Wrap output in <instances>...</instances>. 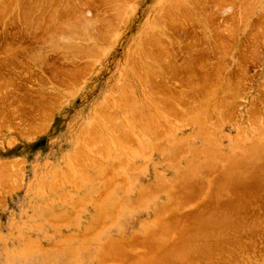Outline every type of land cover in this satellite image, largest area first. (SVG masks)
Returning <instances> with one entry per match:
<instances>
[{
    "label": "rangeland",
    "instance_id": "374dc122",
    "mask_svg": "<svg viewBox=\"0 0 264 264\" xmlns=\"http://www.w3.org/2000/svg\"><path fill=\"white\" fill-rule=\"evenodd\" d=\"M0 96V264H264V0H0Z\"/></svg>",
    "mask_w": 264,
    "mask_h": 264
},
{
    "label": "bare ground",
    "instance_id": "6f19581e",
    "mask_svg": "<svg viewBox=\"0 0 264 264\" xmlns=\"http://www.w3.org/2000/svg\"><path fill=\"white\" fill-rule=\"evenodd\" d=\"M15 1H16V0H15ZM51 1H52V0H51ZM53 1H54V0H53ZM90 1H91V0H90ZM94 1H95V0H94ZM115 1H116V0H115ZM34 2H35V1H34ZM85 2H86V1H85ZM32 3H33V2H32ZM32 3H31V4H32ZM96 3H97V2H96ZM220 3H221V2H220ZM255 3H256V2H255ZM9 4H10V3H9ZM29 4H30V3H29ZM35 4H37V2H36ZM38 4H39V3H38ZM59 4H60V3H59ZM173 4H174V3H173ZM184 4H185V3H184ZM184 4H183V5H184ZM41 5H42V4H41ZM118 5L120 6V4H118ZM121 5H122V4H121ZM181 5H182V4H181ZM205 5H206V4H205ZM213 5H214V4H213ZM252 5H253V4H252ZM11 6H12V5H11ZM26 6H27V5H26ZM43 6H44V5H43ZM93 6H94V5H93ZM179 6H180V4H179ZM248 6H249V5H248ZM255 6H256V5H255ZM29 7H30V6H29ZM29 7H28V8H29ZM33 7H35V6L33 5ZM175 7H176V6H175ZM175 7H174V8H175ZM209 7H210V6H209ZM31 8H32V7H31ZM45 8H46V7H45ZM181 8H182V7H181ZM242 8H243V7H242ZM253 8H254V7H253ZM10 9H11V8H10ZM24 9H25V8H24ZM34 9H35V8H34ZM36 9H37V8H36ZM66 9H67V8H65V10H66ZM88 9H89V8H88ZM120 9H121V8H120ZM43 10H44V8H43ZM170 10H171V9H170ZM178 10H179V9H178ZM11 11H12V10H11ZM21 11H22V10H21ZM29 11H31V9H30ZM33 11H34V10H33ZM72 11H74V10H72ZM163 11H164V10H163ZM27 12H28V11H27ZM27 12H26V13H27ZM55 12H56V11H55ZM177 12H178V11H177ZM206 12H207V11H206ZM242 12H243V11H242ZM42 13H43V12H42ZM48 13H49V11H48ZM72 13H73V12H72ZM120 13H121V12H120ZM173 13L175 14V12H173ZM185 14H186V13H185ZM245 14H246V13H245ZM43 15H44V14H43ZM55 15H56V14L54 13V15H52V17H54ZM58 15H59V14H58ZM113 15H114V14H113ZM27 16H28V15H27ZM171 16L174 17L173 15H171ZM39 17H40V16H39ZM43 17H44V16H43ZM50 17H51V16H50ZM52 17H51V18H52ZM59 17H60V16H59ZM68 17H69V16H68ZM51 18H49V19H51ZM54 18H55V20L57 19L56 17H54ZM66 18H67V17H66ZM77 18H78V17H77ZM77 18H76V19H77ZM115 18H116V17H115ZM163 18H164V17H163ZM33 19H34V18H33ZM41 19H42V22H43V18H41ZM44 19H45V18H44ZM61 19H63V18H61ZM68 19H69V18H68ZM68 19H67V22H65V20H64V22H65V23H68V22L70 23L71 21L68 20ZM93 19H94V18H93ZM98 19H99V18H98ZM30 20H31V19H30ZM51 20H53V19H51ZM55 20H54V21H55ZM162 20H163V19H162ZM24 21L26 22V20H24ZM27 21H28V20H27ZM36 21H37V19H36ZM47 21H48V20H47ZM56 21H57V20H56ZM60 21H62V20H60ZM78 21H80V22L82 23V20H80V17H79V20L77 19V21H75V22L77 23ZM157 21H158V20H157ZM166 21H167V20H166ZM174 21H175V20H174ZM186 21H187V20H186ZM28 22H30L31 24H33L32 21H28ZM38 22L40 23L41 21H39V19H38ZM42 22H41V23H42ZM49 22H50V21H49ZM51 22H52V21H51ZM72 22H73V21H72ZM80 22H79V24L77 23V24L79 25V26H78L79 28H80V24H81ZM163 22H164V21H163ZM58 23H59V21L57 22V24H58ZM65 23H63V24H64V27H65L64 30L67 31V34H68V35H69V34H73L72 31H73V30L76 31V29L74 28L75 25L73 26L74 22H73V24L70 23V24L72 25V27L69 26L70 24H67V25H66ZM86 23H87V25L89 24L88 22L85 21V24H86ZM175 23H177V22H175ZM47 24L50 26V23L47 22L45 25L48 26ZM52 24H54V23H52ZM77 24H76V25H77ZM163 24H164V23H163ZM165 24H166V22H165ZM188 24H189V23H188ZM55 25H56V24H55ZM58 25H59V24H58ZM65 25H66V26H65ZM107 25H108V24H107ZM166 25H167V24H166ZM173 25H174V24H173ZM176 25H177V24H176ZM178 25H179V24H178ZM31 26H32V25H31ZM35 26H37V25L35 24ZM35 26H34V27H35ZM68 26H69L70 28H67ZM53 27H54V30H55L58 26H57V27L53 26ZM62 27H63V25H62ZM75 27H76V26H75ZM82 27H83V26H82ZM86 27H88V26H86ZM86 27H85V28H86ZM181 27H182V26H181ZM217 27H218V26H217ZM229 27H230V26H229ZM36 28H37V27H36ZM36 28H35V29H36ZM45 28H46V27H45ZM45 28H44V29H45ZM47 28H48V27H47ZM47 28H46V30H47ZM51 28H52V27H51ZM66 28H67V29H66ZM73 28H74V29H73ZM76 28H77V27H76ZM108 28H109V27H108ZM57 29H58V28H57ZM61 29H63V28H61ZM70 29H71V30H70ZM72 29H73V30H72ZM163 29H164V28H163ZM166 29H167V28H166ZM222 29H223V28H222ZM230 29H231V27H230ZM64 30H62V31L64 32ZM69 30H70V32H72V33H70V32L68 33ZM78 30H79V29H78ZM85 30H86V29H85ZM184 30H185V29H184ZM184 30H183V31H184ZM62 31H60V33H62ZM32 32H33V31H32ZM56 32H58V31L56 30L55 33H56ZM82 32H84V31H82ZM105 32H106V30H105ZM50 33H51V32H50ZM52 33H54V31H53ZM52 33H51V34H52ZM60 33H59V34H60ZM59 34H58V35H59ZM62 34H63V33H62ZM82 34H83V33H82ZM218 34H219V33H218ZM54 35H56V34H54ZM79 35H80V33H79ZM91 35H92V34H91ZM152 35H153V34H152ZM44 36H45V35H44ZM49 36H50V35H49ZM59 36H60V35H59ZM59 36H58V37H59ZM65 36H66V34H65ZM153 36H154V35H153ZM55 37H56V36H55ZM69 37H71V36H69ZM75 37H76V36H75ZM78 37H79V36H78ZM83 37H84V36H83ZM155 37H156V36H154V38H155ZM51 38H52V37H51ZM65 38H66V39H69V38H67V37H65ZM65 38H64V39H65ZM72 38H73V36H72ZM85 38H86V37H85ZM152 38H153V37H152ZM53 39H54V38H52V39H50V40H53ZM81 39H82V38H81ZM148 39H150V38H148ZM76 40H77V39H76ZM155 40H156V39H155ZM85 41H86V40H85ZM151 41H153V40H151ZM47 43H48V42H47ZM54 43H55V42H54ZM149 43H150V42H149ZM220 43H221V42H220ZM56 44H57V42H56ZM59 44H60V43H59ZM145 45H146V44H145ZM160 45H161V44H160ZM221 45H222V44H221ZM7 46H8V45H7ZM148 46H150V45L147 44V48L149 49ZM162 46H163V45H162ZM12 47H13V46H12ZM50 47H51V46H50ZM67 47H68V46H67ZM150 47H151V46H150ZM153 47H154V46H153ZM87 48H88V47H87ZM87 48H86V49H87ZM96 48H97V47H96ZM58 49H59V47H58ZM148 49H147V50H148ZM151 49H152V47H151ZM151 49H150V50H151ZM153 49H154V48H153ZM13 50H14V49H13ZM13 50H11V51H13ZM17 50H18V49H17ZM20 50H21V49H20ZM23 50H24V48H23ZM81 50H82V49H81ZM200 50H201V49H200ZM77 51H78V50H77ZM86 51H87V50H86ZM93 51H94V50H93ZM100 51H101V50H100ZM100 51H98V52L100 53ZM157 51H158V50H157ZM157 51H156V52H157ZM237 51H238V50H237ZM79 52H80V51H79ZM89 52H90V51H89ZM89 52H88V53H89ZM209 52H210V51H209ZM8 53H9V52H8ZM8 53H6V54H8ZM41 53H42V52H41ZM76 53H77V52H76ZM84 53H85V52H84ZM90 53H91V52H90ZM198 53H199V52H198ZM204 53H205V52H204ZM9 54H11V53H9ZM9 54H8V55H9ZM17 54H19V53L17 52ZM31 54H32V53H31ZM46 54H47V53H46ZM72 54H73V53H72ZM72 54H71V55H72ZM201 54H202V53H201ZM8 55H7V56H8ZM14 55H15V54H14ZM14 55H13V56H14ZM28 55H29V54H28ZM33 55H34V54H32V56H33ZM39 55H40V54H39ZM65 55H66V54H65ZM87 55H88V54H87ZM89 55H90V54H89ZM98 55H99V54H98ZM150 55H151V54H150ZM150 55H146V56H148L147 59H149ZM158 55H159V54H158ZM191 55H192V54H191ZM199 55H200V54H199ZM9 56H10V55H9ZM29 56H30V55H29ZM40 56H41V55H40ZM46 56H47V55H46ZM72 56H74V55H72ZM85 56H86V54H85ZM90 56H91V55H90ZM146 56H145V57H146ZM204 56H205V55H204ZM5 57H6V56H5ZM10 57H11V56H10ZM67 57H68V56H67ZM151 57H152V56H151ZM151 57H150V59H151ZM195 57H196V56H195ZM200 57H201V56H200ZM13 58H14V57H13ZM31 58H32V57H31ZM42 58H43V57H42ZM75 58H76V57H75ZM14 59H15V58H14ZM198 59H199V58H198ZM151 60H152V59H151ZM160 60H162V58H160ZM189 60H191V59H189ZM199 60H200V59H199ZM4 61H5V60H4ZM154 61H156V60H154ZM158 61H159V60H158ZM163 61H164V60H163ZM12 62H13V61H12ZM145 62H146V61H145ZM147 62H148V61H147ZM156 62H157V61H156ZM161 62H162V61H161ZM202 62H203V61H202ZM138 63H139V62H138ZM151 63H152V62H151ZM3 64H4V63H3ZM40 64H41V63H40ZM152 64H154V63H152ZM156 64H158V63H156ZM193 64H194V63H193ZM144 65H145V64H144ZM144 65H143V66H144ZM148 66H149V65H148ZM148 66H146L145 68H147ZM175 66H176V65H175ZM194 66H195V65H194ZM196 66H197V65H196ZM183 67H184V66H183ZM141 68H142V66H141ZM145 68L143 67V69H145ZM152 68H153V67H152ZM172 68H173V67H172ZM175 68H176V67H175ZM181 68H182V67H181ZM201 68H202V67H201ZM55 69H56V68H55ZM147 69H148V68H147ZM147 69H146V70H147ZM149 69H150V67H149ZM149 69H148V70H149ZM51 70H52V69H51ZM64 70H67V69H64ZM64 70H63V71H64ZM151 70H153V69H151ZM151 70H150V71H151ZM155 70H156V69H155ZM180 70H181V69H180ZM195 70H196V69H195ZM172 71H173V70H172ZM172 71H171V72H172ZM182 71H183V70H182ZM192 71H193V70H192ZM66 72H68V71H66ZM143 72H144V71H143ZM54 73H55V72H54ZM56 73L58 74V72H56ZM153 73H154V71H153ZM175 73H176V72H175ZM179 73H180V72H179ZM186 73H187V72H186ZM189 73H190V72H189ZM215 73H216V72H215ZM192 74H193V73H192ZM179 75H180V74H179ZM179 75H178V76H179ZM189 75H190V74H189ZM219 75H220V74H219ZM152 76H153V75H151V77H152ZM204 76H205V75H204ZM220 76H221V75H220ZM205 77H206V76H205ZM155 79H156V78H155ZM5 80H6V79H5ZM164 80H165V79H164ZM221 80H222V79H221ZM4 82H5V81H4ZM10 82H11V80H10ZM206 82H207V81H206ZM8 83H9V82H8ZM13 83H14V82H13ZM207 83H208V82H207ZM207 83H206V84H207ZM203 84H204V83H203ZM203 84H201V85H203ZM166 85H167V84H166ZM231 86H232V85H231ZM126 87H127V86H126ZM130 87H131V86H130ZM167 87H168V86H167ZM209 87H210V85H209ZM213 87H214V85H213ZM213 87H212V89H213ZM220 87H222V86H220ZM210 88H211V87H210ZM227 88H228V87H225V89H227ZM129 89H130V88H129ZM129 89H128V91H129ZM131 89H132V88H131ZM212 89L210 90V93L214 96V94H213L212 92L215 93V91L217 90V87H216V90H214V91H212ZM214 89H215V88H214ZM222 89H224V88H222ZM2 90H3V89H2ZM218 90H219V88H218ZM125 91H126V90H125ZM207 91H208V90H207ZM207 91H204V92L207 94V93L209 92V91H208V92H207ZM211 91H212V92H211ZM226 91H227V90H226ZM216 92H217V91H216ZM121 93H122V92H121ZM129 93H130V92H129ZM205 93H204V94H205ZM123 94H124V93H123ZM215 94H216V93H215ZM221 94H222V93H221ZM117 95H118V94H117ZM126 95H128V94H126ZM156 96H157V95H156ZM179 96H180V95H179ZM0 97H1V96H0ZM130 97H131V96H130ZM206 97H212V96L208 95V96H206ZM13 98H14V97H13ZM131 99L134 100V98H131ZM131 99H129V100L133 103V101H132ZM163 99H164V98H163ZM204 99H205V98H204ZM204 99H203V100H204ZM209 99H211V98H209ZM215 99H217V98H215ZM129 100H128V102H129ZM201 100H202V99H201ZM206 100L208 101V99H206ZM125 101H126V100H125ZM207 101H206V102H207ZM219 101H220V99H219ZM122 102H123V101H122ZM134 102H136V101L134 100ZM198 102H200V101H198ZM206 102H204V103H206ZM210 102H211V101H210ZM123 103H124V102H123ZM129 103H130V102H129ZM132 103H130V106H131L130 108H132V106H133ZM192 103H193V102H192ZM201 103H202V102H201ZM201 103H199L200 105H199V107H198V108H201V107H202V108L200 109L199 112H198V111L195 112L196 110H199L198 108H196L197 106L195 107L196 109H194L195 111L192 110L193 108L190 109V110H192L191 112L201 114V111H203V107L205 108V106H206V107L209 108L208 105L202 106ZM3 104H4V103H3ZM202 104H203V103H202ZM190 105H191V104H190ZM203 105H204V104H203ZM124 106H125V105H124ZM127 106H128V103H127ZM188 106H189V105H188ZM200 106H201V107H200ZM9 107H10V106H9ZM136 107L138 108V106H136ZM136 107H133L132 109L135 108V109H134V111H135V110L137 109ZM130 108H129V109H130ZM144 108H145V107H144ZM212 108L214 109V107H212ZM218 108H219V107H218ZM125 109H126V108H125ZM15 110H16V109H15ZM137 110H140V108H138ZM137 110H136V112H137ZM12 111H14V110H12ZM142 111H143V109H142ZM109 112H110V111H109ZM111 112H112V111H111ZM127 112H128V113L130 112L129 114L131 115L132 112H133V110H130V111H127ZM136 112H135V114H136ZM170 112H171V111H170ZM180 112H181V111H180ZM187 112H188V111H187ZM203 112H204V111H203ZM99 113H100V112H99ZM139 113H140V112H139ZM189 113H190V111H189ZM189 113H188V114H189ZM204 113H205V112H204ZM204 113H202V114H204ZM100 114H101V113H100ZM156 114H157V113H156ZM172 114H173V113H172ZM199 114H198V116L200 117ZM102 115H104V114H102ZM140 115H142V114H140ZM189 115H190V114H189ZM192 115L194 116L195 114H192ZM192 115H191V116H192ZM176 116H178V115H176ZM193 116H192V118H193V119L195 118L194 120H197V118H198V120L201 121V120L203 119V118H202V119H201V118L199 119V117H198L197 115H195V117H193ZM210 116H211V115H210ZM217 116H218V115H217ZM113 117H114V116H113ZM130 117H133V116L131 115ZM138 117L141 119V116H138ZM138 117L135 119V121H136V120L139 121ZM187 117H189V116H187ZM201 117H202V115H201ZM104 118H105V117H104ZM109 118H110V117H109ZM133 118H134V117H133ZM183 118H184V117H183ZM185 118H186V117H185ZM189 118L191 119V117H189ZM189 118H188V120H189ZM111 119H112V118H111ZM116 119H117V118H116ZM143 119H145V118H143ZM193 119H192V122H193ZM208 119L210 120L209 117H208ZM109 120H110V119H109ZM114 120H115V119H114ZM114 120H113V124L115 125L116 123H114ZM133 120H134V119H133ZM180 120H181V119H180ZM185 120H187V119H184L183 121H185ZM198 120H197V121H198ZM203 120H204V119H203ZM118 121H119V120H118ZM138 121H136V122H138ZM144 121H145V120H144ZM148 121H149V120H148ZM216 121H217V120H216ZM136 122H135V123H136ZM161 122H162V121H161ZM189 122H191V120H190ZM189 122H188V123H189ZM192 122H191V123H192ZM195 122H196V121H195ZM201 122H202V121H201ZM201 122H200V123H201ZM204 122H206V121L204 120ZM219 122H220V121H219ZM111 123H112V121H111ZM111 123H110V124H111ZM139 123H141V122L139 121ZM139 123H137V124H139ZM197 123H199V121H198ZM193 124H194V122H193ZM204 124H206V123H204ZM204 124H203V125H204ZM114 125H112V126H114ZM120 125H121V124H120ZM143 125H144V124H143ZM199 125H200V124H199ZM116 126H117V125H116ZM136 126H137V125H136ZM153 126H154V125H153ZM207 126H208V125H207ZM207 126H206V127H207ZM221 126H222V125H221ZM222 127H223V126H222ZM197 128H200V126H199V127L197 126ZM201 128H202V127H201ZM160 129H161V128H160ZM202 129H203V128H202ZM202 129L200 130V132L202 131ZM209 129H211V128H209ZM151 130H152V128H151ZM158 130H159V129H158ZM205 130L207 131V129H205ZM212 130L214 131V129H212ZM220 130H221V129H220ZM241 130H242V129H241ZM137 131H138V130H137ZM147 131H148V130H147ZM157 132H158V131H157ZM169 132H170V130H169ZM203 132H204V130L202 131V134H203ZM208 132H209V131H208ZM240 132H241V131H240ZM159 133H160V132H159ZM204 133L206 134V132H204ZM211 133H212V132H211ZM237 133H239V132H237ZM127 134H128V133H127ZM156 134H157V133H156ZM200 134H201V133H200ZM240 134H241V133H240ZM162 135H163V133H162ZM207 135H209V134H207ZM234 135H235V134H234ZM95 136H96V135H95ZM156 136H157V135H156ZM203 136L205 137V135H203ZM224 136H225V134H224ZM181 137H183V136H181ZM204 137H203V139H204ZM235 137H237V136L235 135ZM104 138H105V137H104ZM129 138H130V136H129ZM186 138H187V136H186ZM209 138H210V135H209ZM87 139H88V138H87ZM101 139H102V138H101ZM126 139H127V138H126ZM210 139H211V140H210L209 142H212V139L215 141V139L212 138V136H211ZM97 140H98V139H97ZM103 140H104V139H103ZM130 140H131V139H130ZM185 140H187V139H185ZM214 141H213V143H214ZM88 142H89V141H88ZM90 142H91V141H90ZM125 142H126V141H125ZM99 143H100V142H99ZM215 143H217V142H215ZM261 143H262V142H261ZM95 144H97V143H95ZM102 144H104V143H102ZM184 144H185V143H183L182 145H184ZM209 144H210V143H209ZM182 145H181V146H182ZM211 145L214 146L215 144H211ZM257 145H258V144H257ZM261 145L263 146V144H261ZM104 146H105V144H104ZM209 146H210V145H209ZM216 146L218 147V145H215V147H216ZM262 146H261V147H262ZM195 147H196V146H195ZM197 147H198V146H197ZM211 147H212V146H211ZM249 147H251V146H249ZM259 147H260V146H259ZM178 148H179V146H178ZM181 148H182V147H181ZM181 148H180V149H181ZM198 148H199V147H198ZM218 148H219V147H218ZM246 148H247V147H246ZM252 148H253V146H252ZM255 148H258V146H257V147L254 146V149H255ZM101 149H102V148H101ZM209 149H210V147H209ZM219 149H220V148H219ZM248 149H249V148H248ZM263 149H264V146H263L262 150H263ZM102 150H103V149H102ZM175 150H176V149H175ZM178 150H179V149H178ZM178 150H177V151H178ZM195 150H196V148H195ZM199 150H200V149H199ZM199 150H197V151H199ZM204 150H205V152H206L207 147H206V149L204 148ZM210 150H213V152H214V149H210ZM251 150H252V152L254 151L253 149H251ZM251 150H250V152H251ZM256 150H257V149H256ZM104 151H105V150H104ZM181 151H182V150H181ZM201 151H202V150H201ZM217 151H218V149H217ZM217 151H216V152H217ZM247 151H248V150H247ZM81 152H82V151H81ZM178 152H179V151H178ZM199 152H200V151H199ZM209 152H210V151L208 150V153H209ZM216 152H214V154H216ZM256 152H259V153H260V152H261L260 148H259V151H256ZM263 152H264V151H263ZM263 152H262V153H263ZM76 153H78V152H76ZM104 153H105V155H106V152H104ZM208 153H207V154H208ZM210 153H211V152H210ZM210 153H209V154H210ZM195 154H196V153H195ZM195 154H194V155H195ZM205 154H206V153H205ZM214 154H213V155H214ZM218 154H220V153H217V155H218ZM248 154H249V153H248ZM256 154H257V153H256ZM200 155H201V153H200ZM200 155H199V157H200ZM211 155H212V154H211ZM220 155H221V154H220ZM224 155H225V154H224ZM252 155H255V154L252 153ZM257 155H259V154H257ZM179 156H180V155H179ZM195 156H196V155H195ZM197 156H198V154H197ZM201 156H202V155H201ZM209 156H210V155H209ZM214 156H215V155H214ZM250 156H251V153H250V155H249L248 157H249V158H252V157H253V156H252V157H250ZM177 157H178V156H177ZM210 157H211V156H210ZM212 157H213V156H212ZM215 157H216V156H215ZM219 157H220V156H219ZM213 158H214V157H213ZM245 158H247V157H245ZM121 159H122V158H121ZM200 159H202V158H200ZM247 159H248V158H247ZM252 159H253V158H252ZM256 159H257V158H255V160H256ZM259 159H262V158H259ZM263 159H264V157H263ZM186 160H187V159H186ZM188 160H189V159H188ZM193 160H194V159H193ZM97 161H98V160H97ZM119 161H120V160H119ZM194 161H195V160H194ZM194 161H193V164H194ZM210 161H211V160H210ZM244 161H245V160H244ZM186 162H187V161H186ZM212 162H213V161H212ZM239 162H241V161H239ZM252 162H253V161H252ZM209 163H210V162H209ZM215 163H216V162H215ZM215 163H214V164H215ZM191 164H192V162L189 163V166H190ZM193 164H192V166H193ZM195 164H197V163H195ZM210 164H212V166H213V163H210ZM237 164H238V163H237ZM239 164H240V163H239ZM256 164H257V163H256ZM80 165H82V162H81ZM124 165H125V163H124ZM207 165H208V164H207ZM243 165H244V164H243ZM117 166H118V165H117ZM117 166H116V167H117ZM142 166H144V165H142ZM176 166H177V165H176ZM187 166H188V165H187ZM195 166H196V165H195ZM200 166H202V165H200ZM237 166H238V165H237ZM87 167H88V166H87ZM112 167H113V166H112ZM196 167H197V166H196ZM209 167H210V166H209ZM240 167H241V166H240ZM106 168H107V167H106ZM186 168H187V167H186ZM188 168L193 169V167H192V168H191V167H188ZM188 168H187V171H188ZM247 168H248V167H247ZM251 168H253V166H252ZM190 169H189V170H190ZM201 169H202V168H201ZM228 169H229V168H228ZM112 170H113V169H112ZM193 170H194V172H195V170H197V168H196V169L194 168ZM193 170H192V171H193ZM253 170H254V169H253ZM104 171H105V170H104ZM192 171L190 170V172H192ZM197 171H198V170H197ZM205 171H206V170H205ZM120 172H121V171H120ZM120 172H119V173H120ZM185 172H186V169H185ZM194 172H193V173H194ZM197 173H198V172H197ZM197 173H196V174H197ZM201 173H202V171H201ZM196 174H195V175H196ZM183 175H184V174H183ZM185 175H186V174H185ZM108 176H109V175H108ZM158 176H159V174L157 175V178H158ZM228 176H229V175H228ZM8 177H9V176H8ZM105 177H106V176H105ZM121 177H122V176H121ZM159 177L161 178L162 175H160ZM188 177H190V176H188ZM226 177H227V176H226ZM229 177H231V175H230ZM231 178H232V177H231ZM161 179H162V178H161ZM257 179H258V180H256L257 182L255 181L256 183H258V182L260 181V179H262V178L260 177V178H257ZM68 180H69V178H68ZM226 180H228V177H227ZM229 180H230V179H229ZM262 180H263V179H262ZM230 181H231V180H230ZM110 182H111V181H110ZM237 182H238V181H237ZM251 182H252V181H251ZM253 182H254V180H253ZM260 182H261V181H260ZM260 182H259V183H260ZM1 183H2V181H1ZM237 184H238V183H237ZM237 184H235V185H237ZM55 185H56V184H55ZM124 185H125V182H124ZM243 185H244V184H243ZM243 185L240 186V184H238V187H237V188H240V189H241ZM246 185H247V184H246ZM254 185H255V184H254ZM257 185H260V184H257ZM257 185H255V186H257ZM219 186H220V185H219ZM250 186H251V185H250ZM252 186H253V185H252ZM252 186H251V187H252ZM255 186H254V188H255ZM56 187H57V186H56ZM78 187H80V186H78ZM105 187H106V186H105ZM123 187H124V186H123ZM121 188H122V187H121ZM144 188H145V187H144ZM252 188H253V187H252ZM252 188H251V189H252ZM254 188H253L252 190H250V187H249L248 194H251L252 192H254V190H256V188H255V189H254ZM122 189H123V188H122ZM220 189H221V188H220ZM233 189H236V188L233 187ZM241 190H242V189H241ZM245 190H246V192H247L246 187H245ZM222 191H223V190H222ZM239 191H240V190H239ZM144 192H145V191H144ZM246 192H245V193H246ZM63 193H64V192H63ZM218 193H219V192H218ZM216 194H217V193H216ZM218 195L220 196V193H219ZM235 197H236V196H235ZM81 198H82V197H81ZM217 198H218V197H217ZM221 198H222V197H221ZM229 199H230V198H229ZM220 200H222V199H220ZM237 200H238V199H237ZM237 200H236V201H237ZM94 201H95V200H94ZM97 201H98V200H97ZM236 201H233V205L230 204V205H231V209L236 208V207L238 206V204L236 203ZM238 201H239V200H238ZM214 202H215V201H214ZM234 202H235V204H234ZM239 203H240V202H239ZM116 205H117V204H116ZM230 205H229V206H230ZM258 207H259V206H258ZM212 208H213V207H212ZM218 208H219V206H218ZM220 208H221V207H220ZM214 209H215V207H214ZM216 209H217V207H216ZM200 211H201V210H200ZM259 211H260V210H259ZM108 212H109V211H108ZM201 212H203V211H201ZM201 212H200L199 214H201ZM214 212H215V213H211V212L208 213V214L206 215V217L203 219V222H202V223H200V219H199V223H200L201 225H200V227L196 226V228L198 227V229H196V230H198L199 233H196V235H194L195 237H198L196 241H194V240L192 239V240L194 241V243H193V241H190L191 239H189V238H188V239H189V244H185V245H184L183 243H185V240L182 241V243H180L179 245H176L177 247L175 246V247H173V248H170L169 250H167V251L164 252V253L161 252V253H163V254H161V256H159V258H161V259H160V263L157 262V261H155V262H153V264H185V262L187 261L189 255H195V254H197L198 252H202V251H211V250H212V242H211L210 240H211V235H213V234H207V233H206L207 229H208L210 226H212L214 223L216 224V223H220V222L223 221V220H227V221L230 220V217H229L227 214L223 213L222 211H221L222 214L218 212L219 215L216 214V211H214ZM102 213H104V212H102ZM195 214H196V213H195ZM197 214H198V213H197ZM108 215H109V213H108ZM222 215H225V216H222ZM196 216H197V215H196ZM200 216H202V214H201ZM203 216H204V215H203ZM237 216H239V215L237 214ZM237 216H236V217H237ZM102 217H104L103 214H102ZM227 217H228V218H227ZM196 218H197V217H196ZM199 218H200V217H199ZM221 218H222L223 220H221ZM232 218H233V217H232ZM197 219H198V218H197ZM238 219H239V218H238ZM240 219H241V218H240ZM101 220H102V219H101ZM201 220H202V219H201ZM174 221H175V220H174ZM258 221H259V220H258ZM54 222H55V221H54ZM177 222H178V220H177ZM222 223H223V222H222ZM228 226H229V225H228ZM172 227H173V226H172ZM250 227H251V226H250ZM231 229H232V227H231ZM166 230H167V229H166ZM181 230H182V229H181ZM167 231H168V230H167ZM168 232H169V231H168ZM212 232H213V231H212ZM178 233H179V232H178ZM152 234H154V233H152ZM161 234H162V233H161ZM161 234H160V235H161ZM188 234H189V233H188ZM220 234H221V233H220ZM160 235H159V236L157 235V236L151 238V239H152V242L154 243V245H155V240L158 242V241H160L161 239H163V237H162L163 234H162L161 236H160ZM191 235H192V234H191ZM198 235H199V236H198ZM152 236H153V235H152ZM183 236H184V235H183ZM186 236H187V235H186ZM194 236H190V237L193 238ZM260 236H261V235H260ZM220 237H221V235H220ZM167 238H168V237H167ZM184 238H186V237H184ZM186 239H187V238H186ZM201 239H205V240H204V241H201ZM149 240H150V239H149ZM153 240H154V241H153ZM175 240H176V239H175ZM163 241H164V239L162 240V242H163ZM157 242H156V244H157ZM190 242H192L193 244H190ZM153 243H152V244H153ZM158 243H161V242H158ZM163 243H164V242H163ZM177 243H178V242H177ZM110 246H111V245H109L108 247H110ZM112 246H114V244H112ZM151 246H152V245H151ZM155 246H156V245H155ZM105 249H106V248H105ZM158 249H159V248H158ZM163 249H164V248H163ZM234 249H235V248H234ZM165 250H166V249H165ZM120 251H121V250H120ZM120 251H119V252H120ZM148 251H149V250H148ZM151 251H152V250H151ZM153 251H154V250H153ZM163 251H164V250H163ZM113 252H114V250H113ZM157 253H158V252H157ZM210 253H211V252H210ZM114 255H115V254H114ZM112 256H113V255H112ZM235 258H236V257H235ZM147 259H148V258H147ZM150 259H151V258H150ZM114 260H115V259H114ZM188 260H189V259H188ZM137 262H138V261H137ZM183 262H184V263H183ZM188 262H189V261H188ZM151 264H152V263H151Z\"/></svg>",
    "mask_w": 264,
    "mask_h": 264
}]
</instances>
